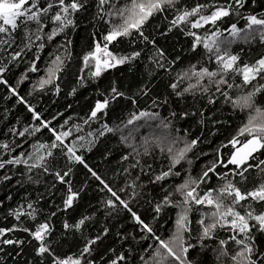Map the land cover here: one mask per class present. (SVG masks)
<instances>
[{
	"label": "snow or ice",
	"instance_id": "snow-or-ice-1",
	"mask_svg": "<svg viewBox=\"0 0 264 264\" xmlns=\"http://www.w3.org/2000/svg\"><path fill=\"white\" fill-rule=\"evenodd\" d=\"M0 224V264H264V0H0Z\"/></svg>",
	"mask_w": 264,
	"mask_h": 264
},
{
	"label": "trees",
	"instance_id": "trees-1",
	"mask_svg": "<svg viewBox=\"0 0 264 264\" xmlns=\"http://www.w3.org/2000/svg\"><path fill=\"white\" fill-rule=\"evenodd\" d=\"M241 23H243L242 21H241ZM181 40H182V38H181ZM162 43H167L169 46L171 45V44H173V43H176V41H172V40H169V41H167V42H165V41H161ZM11 221H9V223H10ZM0 226H5L4 224H0Z\"/></svg>",
	"mask_w": 264,
	"mask_h": 264
}]
</instances>
